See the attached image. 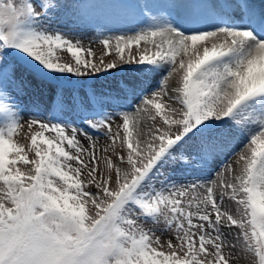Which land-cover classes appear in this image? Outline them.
I'll return each mask as SVG.
<instances>
[{"label": "snow or ice", "instance_id": "6c2138e0", "mask_svg": "<svg viewBox=\"0 0 264 264\" xmlns=\"http://www.w3.org/2000/svg\"><path fill=\"white\" fill-rule=\"evenodd\" d=\"M112 9L0 0V264H264V0ZM69 10L100 28L88 46L55 26ZM114 70L140 78L134 109L64 84ZM28 89L49 98L25 119Z\"/></svg>", "mask_w": 264, "mask_h": 264}, {"label": "rangeland", "instance_id": "374dc122", "mask_svg": "<svg viewBox=\"0 0 264 264\" xmlns=\"http://www.w3.org/2000/svg\"><path fill=\"white\" fill-rule=\"evenodd\" d=\"M67 2L79 6H90V10L97 15L101 23H103L108 18V14L113 11L112 5L124 4L122 0H86V1L67 0ZM136 2H138V0H127L126 4L136 3ZM254 2L259 4L261 3V0H254ZM55 26L61 27L66 32H70L73 37H79L85 46L89 45L90 41L96 37V33L100 30V28L97 26L96 23L81 22L75 15H73V12L71 10H69L63 16V22L56 24ZM138 26L140 25L135 20H130L123 24L108 25V27L112 29V32H123ZM112 32H106L105 34H112ZM92 47L98 58L103 53L102 45L99 43H94L92 44ZM60 55L64 60L70 59L68 54L65 52H61ZM124 67L125 69L128 68V66H124ZM158 79H159L158 76L154 78H150L148 81H146V84L154 85ZM67 80L76 82L77 83L76 85L78 86L74 87L71 84L66 83L65 81ZM139 80L140 78L134 72H130L127 70L124 71L114 70L111 75L105 76L101 74L99 78H93V77L82 78V80L79 82H77L76 78H68L64 81V84L68 90H72V89L78 90L79 96L84 99L86 106L88 104V96L91 94L93 89H95L97 92L110 94L109 96L105 97V99L110 103L108 110L115 111L118 113L121 111V108L117 107V105H131V108L134 109L139 104V100L132 95L131 91L125 88V85H132L139 83ZM174 83L175 80L172 81V77L169 78V84L171 85ZM48 98H49V91L47 89L43 91L42 95L36 93L33 89H28L26 90L25 93H21L16 99L17 102L20 103L21 106L24 108L25 119H30L31 116L35 114V112L32 110L33 103L39 101L42 104H46ZM123 110H130V109L125 108ZM66 119L71 121L77 118L74 114L69 113L67 114ZM120 123H121V118L117 117L114 124V130H115V126L119 125ZM142 123L144 125L145 122L142 121ZM90 134L93 133H91L90 131ZM21 135H23V133H21ZM94 139L96 141L97 155H100L101 150L107 143V140L102 135L101 136L94 135ZM82 143L84 144L85 147H88L89 142L87 140H82ZM189 149L193 150L194 145H190ZM227 157L232 160L235 159V156H232L230 152L227 154ZM223 163L224 161L221 160V164ZM165 171L168 170L165 169ZM173 178H178V176L174 175ZM192 178L193 177L191 176L188 177V179H192ZM146 227H150V225H146ZM229 239L231 240L232 237H229ZM234 251L238 255L243 257L241 260L238 261V264H248V257L240 249H235Z\"/></svg>", "mask_w": 264, "mask_h": 264}, {"label": "bare ground", "instance_id": "6f19581e", "mask_svg": "<svg viewBox=\"0 0 264 264\" xmlns=\"http://www.w3.org/2000/svg\"><path fill=\"white\" fill-rule=\"evenodd\" d=\"M175 80V77H172V81H174ZM141 126L143 127V123H142V121H141ZM215 173L213 172V175H214Z\"/></svg>", "mask_w": 264, "mask_h": 264}]
</instances>
